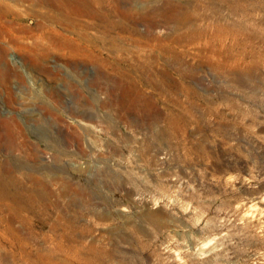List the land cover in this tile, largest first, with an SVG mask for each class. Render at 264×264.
<instances>
[{"label":"rangeland","instance_id":"rangeland-1","mask_svg":"<svg viewBox=\"0 0 264 264\" xmlns=\"http://www.w3.org/2000/svg\"><path fill=\"white\" fill-rule=\"evenodd\" d=\"M0 1L19 10L0 20V161L23 210L1 205L0 264H264V0H200L189 47L190 25L142 21L158 3L53 26Z\"/></svg>","mask_w":264,"mask_h":264},{"label":"bare ground","instance_id":"bare-ground-1","mask_svg":"<svg viewBox=\"0 0 264 264\" xmlns=\"http://www.w3.org/2000/svg\"><path fill=\"white\" fill-rule=\"evenodd\" d=\"M10 1H12V4H14V3H16V4H24L25 2L27 3H29V5L31 6V8H33L34 6H37L38 8L39 7H44V8H46V9H49V12H47V13H45L44 14V17H45V19L44 20H48V22L49 21H51V22H54V25L53 26H56V24H60V25H62L63 24V22H66V21H68V22H70V17H71V15H70V13L73 11V10H79V6L81 5V7L84 5V6H87L88 8H91V9H93V7L95 6V5H99V4H101V2H102V0H94L93 2H91V1H89V0H10ZM104 1V0H103ZM114 1V0H113ZM146 2H148V4H160V5H154V6H152L151 8H150V11L148 12V13H146V16H145V14H144V16L145 17H143V15L142 14H140L139 12V14L140 15H142V17H140V18H143V20L142 21H146L147 23L146 24H148L149 26H150V28L151 29H153V28H156V27H160V24L162 23V22H164V24H168V23H173V24H175V27L177 26L178 28H176V31H178V30H182L183 28H184V26H188V25H190V26H188V28H185V31H180L181 32V34L179 33L177 36L176 35H173V36H176V39H175V42L176 43H178V44H182V45H184V46H191V45H195V44H197L198 42H200V40L202 39V38H204V37H206L207 35H209L208 34V32H206V31H204V30H202L201 28H199V27H194L193 25H197L196 23L195 24H193L192 25V22L194 23L195 21H193V19H195V16H194V13H193V10H196V13H197V11L199 10V9H204V6L201 4V2H200V0H145ZM91 2V3H90ZM115 2V4H114V6L112 5V7L113 8H111V4L109 3L108 4V6L110 7L109 9H108V11H109V13H110V15H113V14H118V10H119V8H121V6H122V3H123V0H115L114 1ZM124 2H126V3H129V4H134L135 2H136V0H124ZM161 2V3H160ZM11 3V2H10ZM10 3H8V4H4V2H1L0 1V20L2 19H8V17L9 16H17L18 15V13L16 14V15H14L15 13L14 12H19V10H16V11H14V9H12V7L9 5ZM27 3V4H28ZM97 3V4H96ZM112 3V2H111ZM15 4V6L16 7H18V6H20V5H16ZM102 4H104V2H102ZM147 4V5H148ZM14 6V7H15ZM22 6H24V5H21V7ZM107 6V7H108ZM149 6V5H148ZM156 6V7H155ZM13 7V8H14ZM29 7V6H28ZM106 7V6H105ZM133 8H135L134 6H132ZM132 7H130L131 9H132ZM218 7H219V5H218ZM19 8V7H18ZM87 8V9H88ZM95 9L97 8L96 6L94 7ZM126 8H128V7H126ZM129 8V9H130ZM207 8V7H206ZM34 9V8H33ZM86 9V10H87ZM94 9V10H95ZM99 9V8H98ZM98 9L96 10V12L98 11ZM124 9H125V7H124ZM124 9H122V10H124ZM128 9V10H129ZM215 9V8H214ZM241 9V8H240ZM35 10V9H34ZM36 10H39V9H36ZM45 10V9H44ZM132 10H134V9H132ZM136 10V9H135ZM28 11V10H27ZM26 11V12H27ZM82 11H84V10H82ZM102 11V10H101ZM121 11V10H120ZM240 11V10H239ZM37 12H39V11H37ZM121 12H123V11H121ZM130 12H132L131 10H129V13H127V11L124 13H122V15L124 16V17H126L127 19H130V20H133L134 22L135 21H137V19L138 18H136V16H135V14L136 13H134L133 14V12L132 13H130ZM195 12V11H194ZM200 12V11H199ZM203 12H204V10H203ZM211 12V11H210ZM35 13V12H34ZM83 13V12H82ZM81 13V14H82ZM90 13H92V11L90 12ZM98 13H99V11H98ZM24 14V13H23ZM22 14V11H21V15H23ZM41 14V13H40ZM74 14V13H73ZM88 14V13H87ZM95 13H93V15H94ZM101 14H103V13H101ZM139 14H136V15H139ZM201 14V13H200ZM199 14V15H200ZM28 15V14H27ZM37 15L38 14H36V17H37ZM75 15V14H74ZM77 15V14H76ZM85 15V14H84ZM91 15V14H90ZM198 15V14H197ZM209 15V14H208ZM42 16V15H41ZM79 16V15H78ZM117 16H119V15H117ZM76 17V16H75ZM84 17H86V16H84ZM92 17V16H91ZM90 16L88 17V18H91ZM94 17V16H93ZM97 17V16H96ZM99 17V16H98ZM97 17V18H98ZM110 17H113V16H110ZM124 17H122V19L121 20H123V18ZM39 18V15H38V17L36 18V19H38ZM82 18V17H81ZM80 18V19H81ZM105 18V17H104ZM108 18V17H107ZM114 18V17H113ZM113 18H108L109 20H107V25L108 24H110V27H111V29L110 30H112V29H120L121 28V24H119L120 22H122L123 23V21H120L119 23L115 20H113ZM119 18V17H118ZM196 18H198L197 16H196ZM200 18V17H199ZM199 18H198V20H199ZM98 19H101V17L100 18H98ZM126 19V20H127ZM40 20H42V19H40ZM39 20V21H40ZM73 20H75V18L73 19ZM84 20V19H83ZM103 20V19H102ZM101 20V21H102ZM126 20H125V22H126ZM141 20V19H140ZM234 20H235V18H234ZM38 21V20H37ZM72 21V20H71ZM85 21V20H84ZM105 21H106V19H105ZM119 21V20H118ZM139 21V20H138ZM1 22V21H0ZM4 22V21H3ZM6 22V21H5ZM41 22V21H40ZM43 22V21H42ZM79 22V21H78ZM109 22V23H108ZM128 22V21H127ZM132 23L133 25L134 24H136V23ZM198 22V21H197ZM7 23V22H6ZM5 23V24H6ZM46 23V22H45ZM44 23V24H45ZM99 23V22H98ZM104 23V22H103ZM12 24V23H11ZM11 24H9V25H11ZM41 24V23H40ZM39 24V25H40ZM48 24H50V23H48ZM131 24V23H130ZM131 24V25H132ZM202 24V23H201ZM230 24V23H229ZM232 24V23H231ZM0 25H1V23H0ZM123 25H124V23H123ZM148 25H147V27H148ZM12 26V25H11ZM41 26H42V24H41ZM71 26V25H70ZM161 26H165V25H161ZM180 26H183V27H180ZM2 27V26H1ZM60 27V26H59ZM73 27V26H72ZM71 27V28H72ZM75 27V26H74ZM79 27H80V25H79ZM78 27V28H79ZM81 27H82V25H81ZM123 27V26H122ZM130 27V26H129ZM174 27V28H175ZM230 27V26H229ZM9 28H11L10 26H9ZM77 28V27H76ZM77 28V29H78ZM130 28H132V27H130ZM129 28V29H130ZM204 28V27H203ZM216 28H218L217 29V32H225V31H227L228 32V29H226V27H216ZM1 29V28H0ZM4 29V28H3ZM65 29H68V27H66ZM70 29V28H69ZM73 30H75L74 28H72ZM72 29H71V31H72ZM124 29H125V27H124ZM133 29H136V28H133ZM5 30V29H4ZM79 30V29H78ZM123 30V29H122ZM121 30V31H122ZM175 30V29H174ZM231 30V29H230ZM229 30V31H230ZM1 31H2V29H1ZM10 31V30H9ZM65 31V30H64ZM70 31V30H69ZM124 31V30H123ZM147 31H148V29H147ZM154 31V30H153ZM5 32H7V29H6V31ZM4 31H3V33H5ZM78 32V34H80V36H83L84 35V33H82L83 35H81V33H80V30L79 31H77ZM119 32V31H118ZM132 32H133V30H132ZM136 32H138V31H136ZM151 32V31H150ZM149 32V33H150ZM9 33V32H8ZM128 33V32H127ZM131 32H129V34H130ZM135 33V32H134ZM133 33V35H135ZM145 33H147V32H145ZM152 33V32H151ZM150 33V34H151ZM2 34V33H1ZM10 34V33H9ZM121 34V33H120ZM124 34H126V33H124ZM123 34V36H126V35H124ZM143 34V33H142ZM153 34V33H152ZM151 34V35H152ZM6 34H4V36H5ZM65 35V34H64ZM132 35V34H131ZM149 35V34H148ZM150 35V36H151ZM79 36V35H78ZM122 36V35H121ZM129 36V35H128ZM145 36H147V35H145ZM171 36V35H170ZM233 36V35H232ZM65 37H68V36H65ZM130 37V36H129ZM132 37V36H131ZM134 37V36H133ZM143 37V36H142ZM149 37V36H148ZM147 37V38H148ZM153 37V36H152ZM214 37V36H213ZM63 38V37H62ZM69 38V37H68ZM67 38V40H69ZM83 38H84V36H83ZM125 38V37H124ZM136 38H139V37H136ZM147 38L145 37V39L147 40ZM151 38V37H150ZM149 38V39H150ZM170 38V37H169ZM63 39H65V38H63ZM85 39V38H84ZM142 39V38H141ZM148 39V40H149ZM170 39H172V38H170ZM169 39V40H170ZM75 40V39H74ZM79 40V39H78ZM80 40H81V38H80ZM157 40V39H156ZM140 41H142V40H140ZM164 40H162V42H163ZM217 41V40H216ZM215 41V38L212 40V47L214 46L215 47V43H217ZM143 42V41H142ZM146 42V41H145ZM149 42V41H148ZM151 42V41H150ZM149 42V43H150ZM139 43V42H138ZM148 43V44H149ZM151 44V43H150ZM149 44V45H150ZM156 44V43H155ZM171 44H173V43H171ZM141 46H142V44H140ZM160 45H163V44H161L160 43ZM166 45V44H165ZM175 45V44H174ZM181 45V46H182ZM154 46V45H153ZM156 46V45H155ZM183 46V47H184ZM200 46V45H199ZM198 46V47H199ZM0 47H1V45H0ZM160 47V46H159ZM201 47V46H200ZM163 48H164V46H163ZM168 48H169V46H168ZM177 48V47H176ZM175 48V49H176ZM2 49V48H1ZM156 49H158V48H156ZM167 49V48H166ZM173 49V48H172ZM170 50L169 52L170 53H172V56L174 57V60H180V58H179V56H178V54L176 53V51L173 49V50ZM186 49V48H185ZM217 49V48H216ZM5 49H3V51H4ZM161 50V49H160ZM157 51V50H156ZM198 51V50H197ZM213 51H215V50H213ZM2 52V51H1ZM164 52V51H163ZM166 52H167V50H166ZM183 52V51H182ZM187 52V51H186ZM158 53V52H157ZM178 53H181L180 51L178 52ZM184 53V52H183ZM201 53V52H200ZM213 53V52H212ZM163 54V53H162ZM0 55H1V53H0ZM161 55V54H160ZM164 55H165V53H164ZM183 55V54H182ZM201 55V54H200ZM213 55V54H212ZM216 55V54H215ZM214 55V56H215ZM159 56V55H158ZM162 56V55H161ZM167 56V55H166ZM170 56V55H169ZM4 57V56H3ZM160 57V56H159ZM164 57V56H163ZM1 58V57H0ZM160 58H162V57H160ZM164 58H166V57H164ZM13 59V61H15V62H17V60H16V58H12ZM156 59H158V58H156ZM172 59V58H171ZM174 60H173V62L171 63V64H173L174 63ZM180 62V61H179ZM170 66V65H169ZM174 67V66H173ZM171 70V69H170ZM173 72V71H172ZM5 119V118H4ZM10 140V139H9ZM8 141V140H7ZM9 155V154H8ZM11 169V168H10ZM12 178H11V176H10V174H9V172H8V170H6V169H4V165H3V163L0 161V212L3 210L2 209V207H1V205L2 206H5L6 207V209H8L10 212H12V213H14V219H16L17 217H19L20 215H21V213L23 212V210L22 209H17V208H13V207H11V204H9L8 203V201H10L11 199H16L17 197H19L18 195H19V193L17 192H14V190H12V185H13V183H12ZM14 185H16V184H14ZM13 185V186H14ZM19 188V187H18ZM22 188V187H21ZM13 189H15V188H13ZM16 190V189H15ZM38 195V194H37ZM20 198V197H19ZM18 198V199H19ZM20 200V199H19ZM30 202V201H29ZM15 203V202H14ZM13 219V218H12ZM21 219V218H20ZM23 222H26V220H23ZM27 223V222H26ZM9 224V223H8ZM11 226V225H10ZM11 228V227H10ZM13 230V229H12ZM11 231V230H10ZM12 232V231H11ZM19 241H21V240H19ZM21 244V243H20ZM60 254H61V252H60ZM55 264V263H54Z\"/></svg>","mask_w":264,"mask_h":264}]
</instances>
